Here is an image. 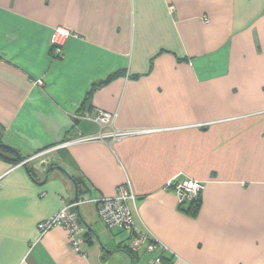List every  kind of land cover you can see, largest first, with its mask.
Segmentation results:
<instances>
[{"label": "crops", "instance_id": "obj_1", "mask_svg": "<svg viewBox=\"0 0 264 264\" xmlns=\"http://www.w3.org/2000/svg\"><path fill=\"white\" fill-rule=\"evenodd\" d=\"M127 128L150 131L70 142ZM0 132L23 156L54 148L62 168L34 180L0 158V264H264V0H0ZM176 175L204 182L195 212L166 187ZM123 185L164 250L133 252V232L101 220L93 199ZM77 199L91 200L71 208L81 251L38 227Z\"/></svg>", "mask_w": 264, "mask_h": 264}, {"label": "built area", "instance_id": "obj_2", "mask_svg": "<svg viewBox=\"0 0 264 264\" xmlns=\"http://www.w3.org/2000/svg\"><path fill=\"white\" fill-rule=\"evenodd\" d=\"M173 7H170L172 12ZM209 19L206 18L205 21ZM71 35V30L64 25H57L51 36V45L54 51L61 55L63 46L66 40ZM41 82V81H40ZM115 113L110 111L97 109L89 119L97 122L101 126L112 124L115 120ZM150 131L149 128H127L114 129L108 134H93L83 135L71 140L70 142H83L96 140L99 138H122L129 134L141 133ZM54 148H49L29 156L22 161V164L28 163L36 158L46 156L53 151ZM179 175L174 176L167 181L166 187L173 188L178 196L179 204H185L194 198L200 196L204 189V182L195 178H178ZM44 194V193H43ZM91 200L77 199L70 204H65L63 207L55 212L53 215L42 220L38 227L41 233H45L57 225L65 228L71 240V245L76 251L82 250V244L85 241L86 228L81 224L76 211H72V207H79L82 203ZM98 205V213L101 220L109 228L129 229L133 232L130 242V249L137 252L145 247L150 252L164 250L165 247L154 237L151 233L141 230L137 227L134 217L133 208H135L136 195L130 185H123L120 187L118 193L113 196H103L93 199ZM151 264H170L169 261L163 259L162 254L158 253L152 259Z\"/></svg>", "mask_w": 264, "mask_h": 264}, {"label": "trees", "instance_id": "obj_3", "mask_svg": "<svg viewBox=\"0 0 264 264\" xmlns=\"http://www.w3.org/2000/svg\"><path fill=\"white\" fill-rule=\"evenodd\" d=\"M121 74H122V72H115V73L111 74L106 80H104V81H102L100 83L94 84L91 92L89 93V95L87 97V100L92 97L94 91L97 88H99L102 85L110 82L111 80H113L114 78L120 76ZM1 134L2 133L0 132V137H1ZM2 144H5V143L2 142L1 139H0V158L7 159L8 160V159H10V157L8 156V154L9 155H13V156H15V158H12V160L14 161V163H19V162L23 161L24 159H26L27 157H29V156H23L21 154V152L17 148L7 147V146L2 145ZM26 167H27V169H28L29 174L31 175V177L35 180L36 179V176H37V172L32 168L31 164H29V163L26 164ZM188 203H189V205L186 208V211L195 212L197 210V208L199 207V205H200V196L197 197V198H194L193 200L188 201ZM163 259L166 260V261H170V259L169 258H166V257H163Z\"/></svg>", "mask_w": 264, "mask_h": 264}, {"label": "water", "instance_id": "obj_4", "mask_svg": "<svg viewBox=\"0 0 264 264\" xmlns=\"http://www.w3.org/2000/svg\"><path fill=\"white\" fill-rule=\"evenodd\" d=\"M2 145H5L7 147H11V148H15L13 147L12 145L10 144H2ZM53 161H58V158L55 157V155L51 154V155H47L45 156L43 159L41 160H38L34 163L31 164L32 168L38 172V173H41V174H44L45 172H47V175L45 177V181L49 178V175L51 174V172L55 169V168H61V166H57L55 164H53ZM27 163H25L26 165ZM83 222L84 225L85 222L83 220H81ZM89 230H91V228L89 226H87Z\"/></svg>", "mask_w": 264, "mask_h": 264}]
</instances>
